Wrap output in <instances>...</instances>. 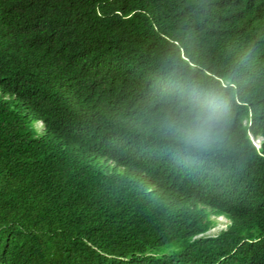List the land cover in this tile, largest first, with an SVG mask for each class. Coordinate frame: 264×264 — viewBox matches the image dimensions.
Returning <instances> with one entry per match:
<instances>
[{
    "label": "trees",
    "instance_id": "trees-1",
    "mask_svg": "<svg viewBox=\"0 0 264 264\" xmlns=\"http://www.w3.org/2000/svg\"><path fill=\"white\" fill-rule=\"evenodd\" d=\"M0 264H264V0H0Z\"/></svg>",
    "mask_w": 264,
    "mask_h": 264
},
{
    "label": "clouds",
    "instance_id": "clouds-1",
    "mask_svg": "<svg viewBox=\"0 0 264 264\" xmlns=\"http://www.w3.org/2000/svg\"><path fill=\"white\" fill-rule=\"evenodd\" d=\"M193 97L186 113V142L194 148L209 143L226 123L228 118L227 101L221 93L212 88H205L192 81Z\"/></svg>",
    "mask_w": 264,
    "mask_h": 264
},
{
    "label": "rangeland",
    "instance_id": "rangeland-1",
    "mask_svg": "<svg viewBox=\"0 0 264 264\" xmlns=\"http://www.w3.org/2000/svg\"><path fill=\"white\" fill-rule=\"evenodd\" d=\"M38 127H40L38 125ZM261 141L262 138H260V140H255V143L258 147H260L261 145ZM216 226L210 230L207 234H205L206 236H215L218 235L221 231L225 230L229 224V221L225 218V217H218L216 218Z\"/></svg>",
    "mask_w": 264,
    "mask_h": 264
}]
</instances>
